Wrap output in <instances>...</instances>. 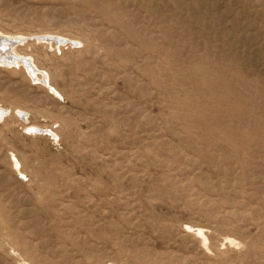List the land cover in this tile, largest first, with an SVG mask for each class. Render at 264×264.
Listing matches in <instances>:
<instances>
[{"label": "rangeland", "instance_id": "obj_1", "mask_svg": "<svg viewBox=\"0 0 264 264\" xmlns=\"http://www.w3.org/2000/svg\"><path fill=\"white\" fill-rule=\"evenodd\" d=\"M0 31V264H264V0H0Z\"/></svg>", "mask_w": 264, "mask_h": 264}, {"label": "bare ground", "instance_id": "obj_2", "mask_svg": "<svg viewBox=\"0 0 264 264\" xmlns=\"http://www.w3.org/2000/svg\"><path fill=\"white\" fill-rule=\"evenodd\" d=\"M42 38L47 39L46 41H48V42H56V44H60L61 42H66V40L64 38H58V37L57 38H52V37H49V36H44ZM72 43L76 44L75 42H72ZM16 44H17V40H15L12 37L6 36L4 33H2L0 31V61L1 62L9 63V64H16V65L20 64V61L18 59V54H14L13 53L15 51ZM21 61H23V65L27 68L29 73L34 74L35 78H36V74H37L38 68L35 65V63L31 60V58H26L25 57ZM42 74H43L42 81H44L47 84V86L54 91V93L60 94L57 91V89L52 85V83L50 81L51 78H50L49 73L48 72H42ZM8 111H9V108H5V107L0 105V119L6 118L7 117L6 115H7ZM15 112L20 114L21 116H23L24 114H27V113L24 112L23 109H19V108L16 109ZM24 119L26 120L25 115H24ZM28 128H30V130L32 132L41 133V134L48 130L54 136H57V134L53 130L44 129V128L40 127L39 125H35V124L28 125L27 129Z\"/></svg>", "mask_w": 264, "mask_h": 264}]
</instances>
